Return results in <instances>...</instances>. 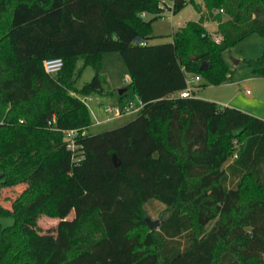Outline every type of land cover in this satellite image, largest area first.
<instances>
[{
	"label": "trees",
	"instance_id": "obj_1",
	"mask_svg": "<svg viewBox=\"0 0 264 264\" xmlns=\"http://www.w3.org/2000/svg\"><path fill=\"white\" fill-rule=\"evenodd\" d=\"M161 1L0 0V187L45 164L65 169L54 188L45 179L0 205L13 218L0 224V264H264V119L177 94L187 73L231 80L222 52L250 34L264 38V0H202L196 21L150 43ZM188 1L164 3L176 13ZM210 20L218 40L204 26ZM106 52L120 54L126 89L142 107L89 133L81 97L105 92ZM55 57L62 68L49 74L43 61ZM78 57L94 68L80 88ZM244 65L264 77V53ZM74 128L86 132L68 149L65 131ZM150 198L167 211L155 230L145 222ZM38 213L59 219L55 235L30 228Z\"/></svg>",
	"mask_w": 264,
	"mask_h": 264
},
{
	"label": "rangeland",
	"instance_id": "obj_2",
	"mask_svg": "<svg viewBox=\"0 0 264 264\" xmlns=\"http://www.w3.org/2000/svg\"><path fill=\"white\" fill-rule=\"evenodd\" d=\"M202 0L188 1L184 7H182L176 13L165 8L162 12L163 17H157L151 23L152 37L148 40L150 43H160L171 41L172 34L178 27L182 26L188 21H196L199 17L195 4H201ZM152 14L144 15L145 19H150ZM207 32L214 38L215 36V22L208 21ZM264 53V38L259 34L253 33L250 36L237 42L234 46L226 49L222 52V57L231 70V80L233 82L212 84L207 79L199 74L200 79L192 86V96L202 98H217V94L220 96L227 95L232 96L235 94L236 104L244 106L248 110L258 114H252L249 111L244 112L264 119V77L256 76L252 74L250 69L244 65V60L257 58ZM233 59L238 60V63H234ZM102 68L101 73L106 79L105 92L104 93H92L85 98V104L89 110L91 124L88 127L89 133H97L103 130L115 128L123 125L126 122L132 120L137 115L136 112H127L119 116L112 117L106 120V114L102 107L105 104L117 105L120 104L119 96L117 93L118 88L127 87L129 80L125 76L126 68L124 62L118 52H106L102 56ZM74 85L80 88L85 82H88L94 75V68L86 64L82 57H78L74 64ZM128 75V74H127ZM242 88H249L252 91L251 97H245L242 93ZM224 89V90H221ZM126 97L132 100L133 103L138 104V98L133 93L132 89H126ZM204 99V98H203ZM253 102L252 104L249 103ZM213 101L214 99H206ZM98 120V123H95ZM59 152V151H57ZM233 154L228 157V162L233 159ZM51 161V159H49ZM45 167L37 170L33 177L24 182H18L16 184H9L0 187V205L9 207L11 201L16 199L17 196L26 189L33 188L42 180L48 179L52 188L62 181L65 174V169L51 171L52 168H59L58 165L53 163L51 165L45 164ZM144 208L147 216L151 219H162L166 214L165 205L155 198L148 199ZM73 216V212L68 215V218ZM59 219L56 217L48 216L44 213H38L36 215L34 225L30 228L41 235H55V229ZM214 220L209 221L206 224V228L209 229L213 225ZM13 223V218L9 215L0 216V224L7 226Z\"/></svg>",
	"mask_w": 264,
	"mask_h": 264
},
{
	"label": "built area",
	"instance_id": "obj_3",
	"mask_svg": "<svg viewBox=\"0 0 264 264\" xmlns=\"http://www.w3.org/2000/svg\"><path fill=\"white\" fill-rule=\"evenodd\" d=\"M187 1V0H186ZM170 3H164V0H162L160 2V7L162 9V11L159 13L160 17H163L164 15L162 14L163 10L165 8H167L166 5H168ZM169 9V8H167ZM170 10V9H169ZM146 15L145 13H142V16ZM214 38L216 40L219 39L218 36H214ZM63 65V60L60 57H55V58H48L45 59L43 61V67L44 70L49 73V74H55L57 73ZM200 79V76L198 74H194V73H187L186 77H185V87L183 89H181L180 91L177 92V94L181 97H187V96H191L192 95V86L195 84V82H197ZM248 91V90H247ZM84 101L86 96L81 97ZM142 107V103L138 100V104L133 103L132 100H127L123 103L117 104V105H109V104H105L103 105L102 109L106 114V120L115 117V116H119L122 115L124 113L127 112H139V110ZM98 120H95V123H98ZM86 132V129H78V128H74V129H69L65 131V136H66V147L68 149H72L74 147L73 144V138L78 135V134H84ZM233 157H236V153L233 154Z\"/></svg>",
	"mask_w": 264,
	"mask_h": 264
},
{
	"label": "crops",
	"instance_id": "obj_4",
	"mask_svg": "<svg viewBox=\"0 0 264 264\" xmlns=\"http://www.w3.org/2000/svg\"><path fill=\"white\" fill-rule=\"evenodd\" d=\"M210 21H212V20H210ZM207 22L204 23L205 28H207V24H206ZM215 29H216V22H215ZM125 76H127L128 80L130 79L129 75H127V73H125ZM228 82H233V81L230 80ZM224 83H227V82H224ZM221 90H224V89H221ZM242 93L244 94L245 97L250 98L251 94H252V91L249 88H242ZM217 95H219V96H217V98H209V97H206V96L202 97V98H204V99H214L213 101L218 103V104H220V105H227V106H231V107H234V108L237 107V108H240L242 110L249 111L252 114H256V113L252 112L251 110H248L246 107L239 106V104H236L238 102H235L236 101L235 94H233L232 96H227V95L220 96V94H217ZM86 97H88V96H86ZM250 100L251 99H249V103L252 104L253 102H251ZM256 115H258V114H256ZM261 117H264V116L261 115Z\"/></svg>",
	"mask_w": 264,
	"mask_h": 264
},
{
	"label": "water",
	"instance_id": "obj_5",
	"mask_svg": "<svg viewBox=\"0 0 264 264\" xmlns=\"http://www.w3.org/2000/svg\"><path fill=\"white\" fill-rule=\"evenodd\" d=\"M139 40H140L139 37H136V38H135V41H139ZM233 62H234V63H238V60L233 59ZM205 66H206V63L203 61L202 64L200 65V68H204ZM125 90H126L125 87H123V88H118V89H117V93H118V95H121ZM242 130H243V128H239V129L233 131V135L236 136V135L240 134V133L242 132ZM112 160H113L114 165H118V164H119V159L116 157L115 154H112ZM145 222H146V224H147V226H148V228H149L150 230H155V229H157V228L159 227V225L162 223V220H160V219H158V218H156V219H151L149 216H146V217H145Z\"/></svg>",
	"mask_w": 264,
	"mask_h": 264
}]
</instances>
